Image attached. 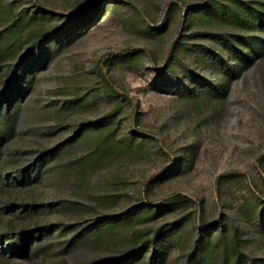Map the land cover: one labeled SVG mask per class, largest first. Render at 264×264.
<instances>
[{"label":"rangeland","instance_id":"obj_1","mask_svg":"<svg viewBox=\"0 0 264 264\" xmlns=\"http://www.w3.org/2000/svg\"><path fill=\"white\" fill-rule=\"evenodd\" d=\"M239 2L0 0V264H264Z\"/></svg>","mask_w":264,"mask_h":264},{"label":"trees","instance_id":"obj_2","mask_svg":"<svg viewBox=\"0 0 264 264\" xmlns=\"http://www.w3.org/2000/svg\"><path fill=\"white\" fill-rule=\"evenodd\" d=\"M232 12L235 13V16L233 14V17L235 18V22H238V24L243 27L246 32L248 33L249 30L248 28H255L257 31H264V4L261 7H250V9H247L246 3H241L239 4H232L231 7L229 8ZM241 10H250L251 12L248 13H241ZM240 11V12H239ZM52 35L51 32H41L38 34L36 41L41 42L46 39H48ZM235 39L238 42V45L235 44L236 46H239L237 48L236 46L233 47V43L229 42L230 47H229V52L232 54H238L241 56L244 60H250L259 49H261L264 46V38L263 42H259L257 39V35L255 34H247V35H237ZM233 60V59H232ZM235 64L238 65V62L236 59H234ZM231 68H234L235 66L233 63L230 66ZM218 81L222 83L223 79L220 76L218 78ZM8 87L4 89V91H7ZM173 199H165V202H171ZM11 247L15 248L16 251L19 253H22L26 250L27 248V243H25L24 237L20 235L19 237L11 238ZM120 261L117 260H112L110 261L109 264H119Z\"/></svg>","mask_w":264,"mask_h":264}]
</instances>
